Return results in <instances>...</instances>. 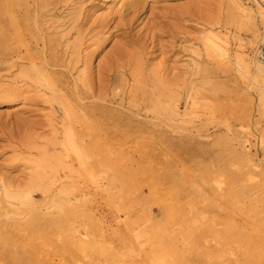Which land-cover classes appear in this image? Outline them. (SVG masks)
Wrapping results in <instances>:
<instances>
[{"label": "rangeland", "instance_id": "374dc122", "mask_svg": "<svg viewBox=\"0 0 264 264\" xmlns=\"http://www.w3.org/2000/svg\"><path fill=\"white\" fill-rule=\"evenodd\" d=\"M79 1L69 4L62 0L56 12L51 10L56 19H78L81 23L69 33L63 28L58 31L64 41L71 42L79 34H85L93 22L115 10H123L129 2ZM142 3L144 7L135 17L131 31L133 36L139 34L140 40L160 18L172 20L173 10L186 11L179 21L182 38L176 42L185 50L172 54L165 63L160 61V55L149 58L147 63L149 69L165 64L173 74L183 73L187 91L192 95L176 111L171 104L175 103L174 98L162 100L154 107V114L149 108L147 116L121 123L119 129L123 131L127 130V123L141 126L140 133L134 128L129 130L131 137L151 144L121 147L123 175L116 184L108 177L111 167H90L105 150L89 146V195L76 192L71 196L77 210L83 205L88 209L86 238L79 222H74V235L83 243L60 248L68 236L47 223L62 211L47 205L40 213L15 215V222L32 221L24 233L31 234L34 247L24 250L15 246L16 260L8 258L1 248L0 262L264 264V103L259 101L262 89L251 74L264 40V0H143ZM117 20L116 17L112 24L98 31L94 43L87 40L85 50L81 47V55L89 51L92 54L86 66L76 64L72 80L85 69L95 74L114 49L129 38L124 36L123 29L113 27ZM215 35L224 50L219 58L212 56L207 42V38ZM156 40L168 44L170 38ZM3 51L0 52V182L16 185L28 181L29 175L41 169L42 164L46 170H54V160H46L52 153L47 149V140L52 135L43 121L55 113L50 110L49 94L38 88L33 76L27 78L30 64ZM58 54L59 63H63L69 53L60 49ZM34 62L35 67L39 66L38 59ZM62 69L54 68L57 77ZM127 101H123L125 106ZM87 104L90 105V99ZM109 107H113L115 114L125 111L116 103ZM182 111L181 119L178 114ZM156 116H172L175 120L167 118L172 122L169 126L155 127L152 121H160ZM23 120L38 123L27 132L30 140L18 134L17 124ZM19 146L25 151H20ZM118 155L117 149L106 151L111 163L116 162ZM56 165L62 174V164ZM69 166L67 163L65 172L72 167ZM95 184L101 188L96 193L91 188ZM174 198L179 201L177 207L171 205L173 211L167 210V203ZM34 200L41 202L38 197ZM216 202L228 206L223 211H212L211 205ZM125 221L128 225L124 227Z\"/></svg>", "mask_w": 264, "mask_h": 264}, {"label": "bare ground", "instance_id": "6f19581e", "mask_svg": "<svg viewBox=\"0 0 264 264\" xmlns=\"http://www.w3.org/2000/svg\"><path fill=\"white\" fill-rule=\"evenodd\" d=\"M61 1H0V52L4 50V54L15 56L16 59L30 64L27 78L31 79L30 76H33L38 88L49 94L50 110L55 113L43 121L52 135L47 140V149L52 153L48 154L46 160H54V170L48 171L46 166L40 163L42 168H37L29 175L30 179L23 184L0 182V209H5L0 211V250L4 249L8 258L14 260H16L13 253L15 246L27 250L34 247L33 243H35L32 242L31 234L24 233L32 221L26 219L24 222H15V215L27 214L29 211L40 213L41 208L47 205L62 211L54 218L55 220L47 223V226L68 236L61 242L60 248L83 243L81 238H76L74 235V222H79L86 238L88 224L85 221L87 219L89 221L88 209L83 205L77 210L71 201V196L76 192L83 196L89 195V146L105 150V153L90 163V167L94 169L111 167L112 173L108 177L116 184L123 175L120 169L121 147L128 144L134 147L151 144L150 141L143 139L138 141L131 137L129 130L134 128L140 133L143 130L141 126L127 123V130L123 131L119 129L121 123L132 117L147 116L149 108H151L150 113L154 114V107L162 100L168 101L174 98L175 103L171 104L173 111H176L182 104L185 105L188 96L192 95L187 91V78L183 73L173 74L165 64L149 69L147 63L149 58L157 55H160V61L165 63L172 54L185 50L176 44L183 33L179 21L185 15L184 9L173 10L172 20L160 18L150 26L146 36L140 40L141 36L139 34L133 36L131 31L135 17L144 7L143 0H129L123 10H115L99 18L89 26L85 34H79L73 41L68 42L63 40L64 36L58 31L63 28L69 33L81 23L78 19L61 20L53 17L51 10L56 12ZM67 2L77 4L81 1L66 0ZM232 15L230 9L229 17ZM116 17L118 20L113 27L123 29L122 33L129 38L114 49L104 66L98 68L95 74L91 69H85L72 80L71 74L76 64L86 66L92 54L89 51L81 55V51L85 50L90 42L94 43L93 38H96L98 31L112 24ZM50 33L55 34L49 36ZM161 37H169L168 44H161L156 40ZM207 39L212 56L217 58L223 56L224 50L218 43V37L215 35ZM87 40L89 43L86 44ZM60 49L69 53L63 63H59ZM35 59L40 62L37 67L34 64ZM57 66L63 68L59 77L55 75L54 70ZM251 74L254 76V82L262 89L259 101L264 103V64L260 59L251 68ZM88 99L90 105L87 104ZM124 100H128L127 106L123 104ZM114 103L125 110L123 114L112 112L113 107H109V104ZM183 116V111L178 114L181 119ZM156 118L160 121H152L155 127L169 126L172 122H168V119L175 120L172 116L167 117L168 119L161 116ZM26 123L23 120L17 124L18 134L30 140L27 132L38 123L35 121ZM113 149L119 151L115 163H111L106 156V151ZM19 150L25 151L22 146H19ZM57 150L58 152H55ZM59 163L62 164L60 167L62 174L57 169L56 164ZM67 163L69 167L74 168L71 167L65 172ZM35 166L37 167L38 164ZM91 188L95 193L101 190L99 184ZM34 197L40 198L41 202L35 201ZM178 203L179 201L174 198L173 202L167 203V210L171 209V205L177 207ZM227 206L216 202L211 208L212 211H223ZM126 225L128 222L125 221L124 227ZM14 229L17 230V236ZM45 243L42 241V244ZM126 243H128L127 239ZM0 264L5 263L0 262Z\"/></svg>", "mask_w": 264, "mask_h": 264}, {"label": "built area", "instance_id": "2783aa9c", "mask_svg": "<svg viewBox=\"0 0 264 264\" xmlns=\"http://www.w3.org/2000/svg\"><path fill=\"white\" fill-rule=\"evenodd\" d=\"M258 58L261 60V62L264 64V40L260 46Z\"/></svg>", "mask_w": 264, "mask_h": 264}]
</instances>
